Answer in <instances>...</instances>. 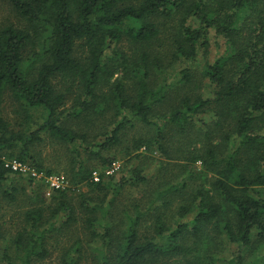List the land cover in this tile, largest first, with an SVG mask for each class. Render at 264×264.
I'll return each instance as SVG.
<instances>
[{
  "label": "trees",
  "instance_id": "16d2710c",
  "mask_svg": "<svg viewBox=\"0 0 264 264\" xmlns=\"http://www.w3.org/2000/svg\"><path fill=\"white\" fill-rule=\"evenodd\" d=\"M5 2L0 219L22 208L0 220V264H264V0ZM49 140L71 187L47 200L7 163L44 182Z\"/></svg>",
  "mask_w": 264,
  "mask_h": 264
},
{
  "label": "rangeland",
  "instance_id": "374dc122",
  "mask_svg": "<svg viewBox=\"0 0 264 264\" xmlns=\"http://www.w3.org/2000/svg\"><path fill=\"white\" fill-rule=\"evenodd\" d=\"M9 8L7 3L5 2V0H0V24L3 23L4 19L9 16ZM216 42H219L217 39H212L210 42V46L207 49V52L204 54V56L200 57L198 59V62L195 63L194 66L195 67V71L197 72V76H199L200 72L202 71L204 65L206 63L212 62L218 55H220L222 53V47L218 48L216 45ZM176 68V69H175ZM179 67L177 66H173L170 69H168L165 73V77L168 78L169 82H175L176 78L173 77V72H176ZM162 76L158 77V83L160 82ZM173 85H176L175 83H173ZM205 87V86H204ZM169 94L174 95V90L171 89L169 90ZM208 94V88H203L202 90V95L203 96H207ZM20 111V108L17 104H15V102L9 98V95L4 96L3 98V104H2V116L4 117V119L10 124L12 125L15 129H17V125L19 123L22 124V127H26L28 124L27 122H23L22 121V116L20 115V113H18ZM30 114L33 115L34 118H38L39 114H37V112L35 110L30 111ZM63 149L61 146H59L58 144L51 142L50 140L40 144L38 147H36V151L40 152V157L43 159V161H45V166H47L50 169H57V172L55 174L52 175V177H60L63 176L65 178V187L64 188H70V184L68 182V180L66 179L65 175L62 173V167H64L63 163H62V159L57 157V154L59 153H63L60 150ZM56 154V156H55ZM149 164L147 166H144L145 168H151V170H153V164L154 161H148ZM115 164V166L117 167L115 169V171L113 172L114 176H120L121 174H124L125 172H123L124 170L122 169L123 166V161H121L119 158H117L116 161L113 162ZM126 171V170H125ZM98 174V170L94 171ZM23 177L27 178L28 174H22ZM40 177H43L42 175H40ZM51 177V176H50ZM48 178V179H47ZM45 178L44 182H41L40 180H38L39 178H35L36 180V185H39L38 183L43 185V190L45 191V198L48 200L49 197L52 195V184L49 181V177ZM2 207H0V216L2 214L5 213V210H1V208H4L5 204H0ZM22 205L20 203H17L16 205L13 206L12 209L7 208V213L6 216H4L3 218H1L2 220H6L8 223H6V227L9 228V224L12 223V221L10 220V216L13 215L14 211H19L21 210ZM0 219V220H1Z\"/></svg>",
  "mask_w": 264,
  "mask_h": 264
},
{
  "label": "built area",
  "instance_id": "2783aa9c",
  "mask_svg": "<svg viewBox=\"0 0 264 264\" xmlns=\"http://www.w3.org/2000/svg\"><path fill=\"white\" fill-rule=\"evenodd\" d=\"M7 165L13 170V171H19L21 174H28L31 177H35V178H41L40 175H36V173L27 168L26 166H23L21 164H17L16 162H11V163H7ZM117 167L115 166V164L113 163L111 168L109 170H106V174L111 175L113 174V172L115 171ZM92 177L94 179L95 182L98 181V177L99 174H97L96 172H94L92 174ZM48 179V178H47ZM49 181L52 184V190H58V189H62L65 187V178L63 176L60 177H50L49 176Z\"/></svg>",
  "mask_w": 264,
  "mask_h": 264
}]
</instances>
